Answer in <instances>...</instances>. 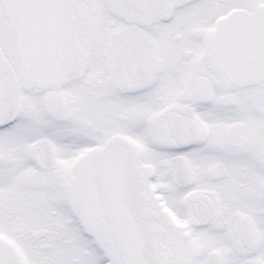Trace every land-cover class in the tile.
I'll return each mask as SVG.
<instances>
[{
	"label": "snow or ice",
	"instance_id": "6c2138e0",
	"mask_svg": "<svg viewBox=\"0 0 264 264\" xmlns=\"http://www.w3.org/2000/svg\"><path fill=\"white\" fill-rule=\"evenodd\" d=\"M0 264H264V0H0Z\"/></svg>",
	"mask_w": 264,
	"mask_h": 264
}]
</instances>
